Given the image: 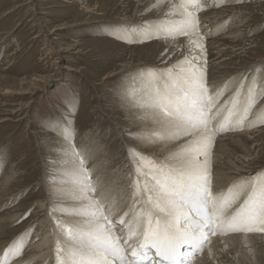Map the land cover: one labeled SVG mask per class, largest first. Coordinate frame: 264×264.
I'll return each mask as SVG.
<instances>
[{
    "label": "rangeland",
    "instance_id": "rangeland-1",
    "mask_svg": "<svg viewBox=\"0 0 264 264\" xmlns=\"http://www.w3.org/2000/svg\"><path fill=\"white\" fill-rule=\"evenodd\" d=\"M64 1L0 0V186L2 187H0V217L2 218L0 221H2V230L7 233L20 228L14 234L8 233L9 236H13L10 239L7 237V244L2 252L4 253L6 248L15 246L17 243L22 242L23 244L22 255L17 256L14 262L10 260L8 264H21L24 255L26 258H32L26 264H40L42 261L44 264L55 263L54 257L51 258V252L48 250L53 249L54 241L58 238L63 239V237L54 220H49V215L48 218H44L42 209H38V206L43 203L40 202L37 193L42 188V185L39 184L42 183L41 178L45 173L43 165L49 161V157H46L44 139L49 136L62 138L61 132H59V130L61 131L59 119H65L67 125H64L74 133V142L78 147L82 145L81 140L84 137L86 140H94L97 148L101 149V152L103 150L100 162L110 161L113 157L116 159V164L119 162L125 167L120 171L114 168L115 174L112 170L114 175L110 174L109 176L108 168L104 163L94 164L97 160L89 161L87 158V167L91 170L92 179L97 184L96 193L99 194L103 190L101 186L109 189V182L114 181L113 177H118L116 186L122 191L115 202L118 209L126 207V204L133 198L131 190L127 187L131 182L129 173L132 170V165L128 153L123 152L126 145L123 140H120L121 136L119 135L121 132L118 126L125 122L123 115L125 106H122L121 102L129 100L125 95L128 92L130 95L133 91H127V88L135 83L133 77H136L140 70L143 68L164 70V65L168 64V68L173 67L183 55L191 53L188 50L183 52L178 48L175 52L170 51L169 41L180 40L188 34H177L173 38L157 34L151 39L134 43L114 39L110 33L117 29H126L127 27L123 26L124 23H128L131 17L138 16L143 10L144 6L137 0ZM172 1L174 4L179 2V0ZM208 1L211 6L207 7ZM206 3L202 11L193 13L198 25L197 30L191 34H200L198 40L202 47L199 50L202 55L208 54V64L224 54V51H212L217 46H212L210 43L218 39L221 41L226 39L234 49L250 47L256 53L264 54V19H262L261 13L258 14L257 10L254 11L256 14L240 13L238 14L240 18L234 19L231 16L225 19L223 15L214 13L238 5L264 4V0H206ZM87 6L90 9H87ZM139 17L137 24L141 23V25L138 24L140 27L144 26L143 22L149 20L146 19L145 14ZM205 18L208 19L204 21ZM211 20L219 21L212 25ZM241 20L243 21L236 25ZM232 22L233 26H231ZM221 30H224L223 34ZM235 30L239 32L237 38L231 34V31L235 32ZM248 40L254 42H248ZM154 44L164 45L163 50L160 48V52L156 46H153ZM225 56L218 58V61H232L228 63L227 68L234 71L233 74L225 75L224 78L221 77L225 72L218 74L217 69H213L211 77L210 72L207 71L210 70L206 67L208 65H203L206 61H200L203 72L208 73H204V82H206L205 85L209 93L221 92L223 95L219 99L230 101L237 91L234 89L243 80L246 86L254 85L258 88V90H254L255 97L258 98L259 89L264 91V61L247 64L256 60L250 53L249 57H243V60L236 59L233 53H227ZM173 58H177V60L171 62ZM185 65L187 64H182L186 68ZM121 68H126V73L108 79L104 78L106 75L120 71ZM227 68L225 67V69ZM133 69H138V71L134 70V74H131L130 71ZM165 82V79L162 78L157 86L162 88ZM137 83L142 85L140 79ZM231 90L233 91L230 92ZM9 91L13 94H6ZM224 96L225 98H223ZM263 101L264 98L261 103ZM262 109L258 113L264 112V103ZM255 115L251 116L249 113L247 121L244 120L232 127H239L245 124V121L247 124L249 120H253L250 124L256 126L255 124L261 122V119L255 121L258 118V115L257 117ZM45 123L51 124V130H46L42 126ZM260 127H264V125ZM260 127L244 128L241 132H250ZM59 140L62 141V139ZM254 146V144L251 146V150L254 152L252 158L255 163L260 164L259 166H263L264 150L254 148ZM120 148L122 151L119 150ZM94 153L95 156L98 151ZM258 170L247 176L240 175L239 180L236 179L234 183L250 181L253 176L257 175L264 178V168ZM10 176H12L11 181L8 180ZM120 179L121 181H119ZM139 179L142 182V187L145 177L141 175ZM49 181L45 182L50 185ZM220 189H222L221 192ZM215 191L225 194L227 188H219ZM29 198H35L34 201H38L34 206L27 208L28 210H21L22 212L16 217L17 212L25 208V206H21L15 211L16 205L27 203ZM111 200L113 199H110L105 207L111 203ZM44 202L46 204V201ZM45 204L43 208L48 210L51 215L58 214L57 210L52 211L49 209L50 206L46 205V207ZM142 207V203L135 205L137 211H140ZM115 215L113 214L112 219ZM13 216L16 218L15 221L8 225L5 224ZM129 217L132 218L131 215ZM50 221L53 225L49 224ZM241 234H246V232ZM227 235L232 236L228 233ZM227 235L222 236L227 237ZM217 237L221 238V236ZM133 239L135 240V237ZM44 241H47L48 245H45ZM212 241L213 239L208 242L205 249ZM37 244L42 247L36 249L33 245ZM28 247L30 249L25 250ZM204 251L202 252L205 253ZM2 252L0 257L3 256ZM36 252L39 254H35ZM43 253L47 254L40 259Z\"/></svg>",
    "mask_w": 264,
    "mask_h": 264
},
{
    "label": "snow or ice",
    "instance_id": "snow-or-ice-1",
    "mask_svg": "<svg viewBox=\"0 0 264 264\" xmlns=\"http://www.w3.org/2000/svg\"><path fill=\"white\" fill-rule=\"evenodd\" d=\"M200 7L199 0H179L171 10L178 12L181 20L145 25L139 29H117L110 35L126 43L143 42L161 30L168 35H187L190 30H197L193 13ZM193 43L201 47L199 42ZM196 59L193 57L192 61ZM192 61L185 59L182 62L189 65L187 68L178 64L164 70L139 71L141 80L150 86L142 103L153 109V119L162 125L169 138L189 139L185 147L169 157L176 160V165L157 164L134 149H128L132 171L127 187L133 197L132 209L136 203L143 204L131 221L124 217L129 216L132 209L125 211L118 221H113L112 216L118 211L114 202L105 207L103 200L92 198L97 184L87 167V148L78 147L74 142V133L65 125H60L64 162L71 164L67 174L79 193L78 198L88 203L69 211L70 215L86 217L84 225L55 220L63 237L55 241L56 264H188V254L182 249H201L209 233L216 235L218 229L264 232V178L253 176L250 181L229 187L225 194H214L209 180L208 161L213 135L191 139L194 129L211 131V121L220 116L222 110L226 114L217 131L230 128L234 116L239 117V123L246 120L256 106L254 88H245L241 80L231 100L220 101L223 93H209L204 83L203 66H192ZM162 78L166 82L161 88L157 84ZM242 93L244 101L240 108ZM259 94L264 95V91ZM261 123H264V118ZM42 126L51 130L50 123ZM200 156L205 159L200 161ZM141 175L145 177L142 187ZM234 205L238 206L233 208ZM229 209L233 210L229 212ZM59 210L67 211L63 208ZM116 223L127 229L128 235L122 240L112 230ZM133 237L136 238L135 242ZM22 247L21 242L15 247L6 248L0 264H6L10 253L19 254Z\"/></svg>",
    "mask_w": 264,
    "mask_h": 264
},
{
    "label": "bare ground",
    "instance_id": "bare-ground-1",
    "mask_svg": "<svg viewBox=\"0 0 264 264\" xmlns=\"http://www.w3.org/2000/svg\"><path fill=\"white\" fill-rule=\"evenodd\" d=\"M137 1H139V3L144 6L145 10H144V8H142L143 10H141V13L138 16H135V17L133 16L129 19L128 23H124L123 26L127 27L126 29L142 28L143 26H141V27L138 26V24L141 25V23L137 24L138 20L140 19L139 16L142 14H145L147 16L146 19H149L148 21L143 22L144 26L145 25L155 26L158 24H164L166 21L176 22V21H179L182 19V16L178 12L171 10L172 5L174 4L172 0H137ZM64 2H68V1L65 0ZM153 5H155V7H153ZM87 9H90L89 6H87ZM255 10H257L258 14L261 13L262 19H264V4L252 5V6L251 5H238V6H233L230 8L221 9V10H218L214 13H216L220 16L223 15L225 19L230 18V16L234 19V18H240L238 15L240 13H246V14L250 13L251 14V13H254ZM254 14H256V13H254ZM137 17H139V18H137ZM206 19H208V18H205L204 21H206ZM141 20H142V18H141ZM218 21L219 20H211L212 25L217 24ZM242 21L243 20L238 21L236 23V25ZM211 22H209V23H211ZM121 24H122V22H121ZM231 26H233V22L231 23ZM222 31H224V30H221V33H222ZM192 32L193 31L190 30L188 32V35L186 37H183L180 40L169 41L170 45H171L170 51L175 52V50H177V48L183 50V52H186L187 50L191 51V53L189 52L190 54L187 53V55L186 54H185V56L183 55L182 58L180 59V61H177L173 66H176L178 64H183L182 62H184L185 59H187L188 61H192V58L196 57L197 59L195 61H192V66L198 67L202 64V63H200V61H204V62L206 61L205 64H203V65H208L206 67H208L210 69V70H207L208 72H210V76L213 74V71H214L213 69H217L218 74H224V72H225V74L221 77V78H224L225 75H229V74L231 75V73L233 74V71H234L232 69L228 70V68H227V65H229L228 63H231L232 61H230V60H225V61H220V62L218 61L220 58H222V57L224 58V57L228 56V55L225 56V54H227V53H233L234 57H236V59H240V60L241 59L243 60L244 59L243 57H249L248 55L250 53V55L253 56L252 58L256 59V60L253 63H247V64H254V63L256 64L260 60L264 61V54H258L255 52L254 49H252L250 47H248V48L245 47L246 49H243V48L234 49L233 46H230L231 43L227 42L226 39H224L223 41L218 39L217 41L210 43V45H212V46H217L215 48V50H212V51H218V50H219V52L224 51V54H221V55L219 54L220 55L218 57L219 59L217 58L216 60H212L210 62V64H208V62H207L208 54L206 53V54L202 55V53L199 50L200 47H196L195 44L193 43V42H199V44H200V41L198 40V36L200 34H191ZM231 32H232L231 34L235 35V37L237 38L239 32L236 30H235V32H233V31H231ZM163 34L165 36L170 37V38L177 36V34H171V35L165 34V32L163 30H161L158 35L163 36ZM248 42L253 43L254 41L248 40ZM219 43H221V44H219ZM246 43H247V41H246ZM252 43H248V44H252ZM153 46H156V48L160 50V48L162 49V47L164 45L161 46L160 44H154ZM244 46H246V45H244ZM160 52H161V50H160ZM194 52H197V53L194 54ZM213 56H214V54H213ZM169 57H170V55H169ZM211 57H209V58H211ZM175 60H177V58H173L171 60V62H173ZM164 66L165 67L163 69L168 68V64H166ZM185 66L189 67L188 64ZM145 67H147V66H145ZM225 67L227 69H225ZM146 69H148V68H146ZM223 69H225V70H223ZM126 70H127L126 68H121L120 71L113 72L111 75H106L104 78L108 79V78L116 76L118 74H123L124 72L126 73ZM134 70L135 69L131 70L132 72L130 71V73L132 74L133 72L138 71V69H136L135 71ZM143 70H145V68H143ZM222 70H223V72L221 73ZM203 73L208 74L206 71ZM138 76H139V74L136 75L137 78L133 77V78H135V83L131 84V86L129 88H127V91L128 90L130 92L133 91V93H131L132 95L131 94L129 95V92L125 95V96H128L129 100H127V102H124V100H123V102H121L122 106H125L123 109V115L125 116V122L123 125H119L118 127H119L120 132H121V134L119 133V135L121 136L120 140H123L125 145H126L125 151L123 150V152L128 153V149L132 148L135 150V152L143 154L144 156L155 161L157 164L176 165V160H174V159L170 160L169 157L174 156V154L178 153L183 147H185L186 141L189 138L185 137V138H182L180 140H175V139L169 138L168 133L165 131V129L162 127V125L158 121L153 119V117H152L153 109H151L150 107H147L146 105H144L142 103L145 100L148 92L150 91V86H147L141 80L140 77L138 78ZM139 79L141 80V83H142L141 86L137 83V81ZM218 79H219V77H218ZM6 94H13V93L9 91ZM226 100H228V99H226ZM221 115H222V113H221ZM220 116H218V117H216V119H214L215 123H216V120L219 121ZM262 118H264L263 112L258 113V118L257 119L255 118L256 119L255 121H258ZM214 120H212V121H214ZM247 120H248V118H247ZM238 121H239V119L235 118V116H234L232 118V125L233 126L238 125V123H239ZM252 121L253 120H251V121L249 120L248 122H252ZM58 123L60 125H62V124L64 125L66 123V121L63 118H60ZM65 125H67V124H65ZM58 130H59V128L57 129V131ZM211 131H206L204 129H198V130L194 129V130H192L191 139L192 140H198V139L206 137L210 134L213 135V140L209 144V155H208L209 180H210V184H211V190L213 191V193L216 189L217 190H219V188H225V189L227 188L228 189L229 187L235 185L236 183H234V181L236 179L239 180L238 178L241 177L240 175L247 176L250 173H256L258 169L261 170L264 168V165L259 166L260 165L259 163H255V161L253 160L254 158H252V156L254 155V152H253V150H251V146L253 144L255 145L254 148H260V149L264 150V127H260L259 129H256V130H253L250 132L249 131H243L241 133H231V134L229 133V134L224 135V136H215L213 134V132H211ZM59 132H61V131L59 130ZM59 139H62V141ZM81 142H82V145L80 147L81 148H84V147L87 148V158L89 159V161L91 159H95L97 161L94 164H97L98 162H100V158L102 157L103 150L101 152V149L99 150V148H97V145L95 143L96 141L86 140V137H84V139L81 140ZM257 143L258 144L260 143V144L258 145ZM44 144H45V151L47 154L46 157H49V161L51 163L49 161H47L48 163H45V165H43V167L45 169V173H44L43 177L41 178L42 183L40 182V184H39V185H42V188L40 191H38L39 193H37V195H38L37 197L40 199V202L42 201L43 204L39 205L38 209L39 210L42 209V211H43L42 215L44 216V218L45 217L48 218V215H49V220H52V221L54 220V222H55V220H60L61 222L65 223V224L79 223L81 225H84V221L87 219L86 217L73 216V215L69 214L70 210L81 208L83 205L87 204L88 201L78 198L79 193L76 190L75 186L73 185L70 176L67 174L68 170L71 168V164L64 162V157L62 154L63 149H64L63 137L60 138L57 136L56 137L49 136L48 138L44 139ZM43 147H44V145H43ZM210 149L212 150L211 152H210ZM105 150H104V152H105ZM119 150L122 151V148H120ZM97 151H98V153L94 156V154H95L94 152H97ZM105 158H108V157L105 156ZM113 159L114 158L112 157V159L110 161L104 160V162H100L102 164L104 163V165L108 168V172H109L108 175L109 176H110V174H113V172L115 174L114 168H117L118 171H120L122 168L123 169L125 168L119 162L116 164V162H115L116 159H114V160ZM198 159L200 161H203L205 159V157L200 156V157H198ZM101 160H102V158H101ZM112 170H113V172H112ZM130 171H132V170H130ZM10 175H11V173H10ZM11 177L12 176H10L9 178L7 177L9 181H11L10 180ZM113 179H114V181H111V182L108 181L109 182V189L105 186H101L103 188V190L101 192H99V194H97L95 192V193L91 194V196H92V198L103 200L105 202V205L110 199H113V200H111V203L114 202L115 208L118 209V206L116 205L115 200L118 198V196L122 190H120L116 186V183H118L116 181V180H118V177H116V178L113 177ZM46 180H50L49 181L50 185H48L47 182H45ZM119 181H121V179ZM221 191H222V189H220V192ZM214 194H219V193L218 192L216 193V191H215ZM0 197H1V195H0ZM41 197H42V199H41ZM29 199H32V200L30 201ZM29 199H28L27 203H21V204L16 205L15 211L18 210L19 207L25 206V208L20 209L17 212L18 214L16 215V217L22 211L28 210L27 208L34 206L38 201V200L34 201L35 198H29ZM15 200H16V198H15ZM44 201H46V204ZM44 204H45V206L49 205L50 206L49 209H56L58 214H55L56 216L51 215V213L48 212V210L46 211V209L43 208ZM132 205H133V198L126 204V207H119L118 211L114 212V214H116V215L113 218V221H118L120 216L123 215V213L125 211H129L130 209H132ZM234 206H238V205H234ZM61 208L65 209L67 211H60L59 209H61ZM138 211L136 208L132 209V211L129 214L132 216V218L127 216V217H124L125 220H128V221L133 220L135 213H138ZM7 216H9V215H7ZM14 217L15 216L9 218V220L7 222H5V224L7 223V225H8L10 222L15 221L16 218H14ZM1 223H2V221H0V253L2 252L3 248H5V246L7 244L6 243L7 237H9V239H10L13 236V235L9 236L8 233L14 234L15 231L20 230V228H16V229H13L7 233V232H5V230L4 231L2 230ZM49 224L53 225L51 221L49 222ZM122 229H124L125 231L122 232ZM112 230L117 233V235L121 238V240L123 238H125V236L128 235L127 229L124 228L123 225H120L118 223L115 224V226L113 227ZM226 230H229V229H221L220 231L222 232V231H226ZM25 233L27 234V232H25ZM222 235H227V233L218 234V236H221V238L216 236L217 238H215V239L208 235V242L211 241V238L213 239V241L210 243V245L206 249H205V247L208 244V242L206 241L204 243L201 250H205L204 251L205 253L202 252L201 259L199 258L200 260L197 261V264H264V232H246V234H241V233L239 234L238 233V235L236 233L234 235L232 234V236L227 235V237H223ZM23 238H24V235H23ZM47 241L46 242L44 241L45 245H48L49 241L48 242ZM40 245H41V243H40ZM40 245L38 246V244H37V245H33V246H35L36 249L37 248L40 249V247H42ZM30 247H32V245H30ZM28 249H30V248L28 247L25 250H28ZM48 251L51 252V258L54 257V262H55V241H54L53 249L48 250ZM184 252H186L188 254V251H184ZM35 254H39V253L36 252ZM46 254L43 253V255L40 256V259H42L44 257V255H46ZM24 256L25 257L23 258V262L21 264H24V263L26 264L32 259V258H26V255H24ZM30 256L33 257L32 255H30ZM30 256H28V257H30ZM2 257H0V259ZM11 264H14V263H11ZM40 264H44V262L42 261V262H40ZM54 264H56V262Z\"/></svg>",
    "mask_w": 264,
    "mask_h": 264
}]
</instances>
